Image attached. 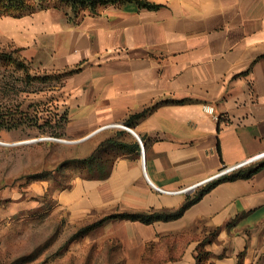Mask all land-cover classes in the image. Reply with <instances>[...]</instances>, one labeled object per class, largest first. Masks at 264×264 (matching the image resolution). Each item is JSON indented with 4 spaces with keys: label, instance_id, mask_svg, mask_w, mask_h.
Masks as SVG:
<instances>
[{
    "label": "crops",
    "instance_id": "crops-1",
    "mask_svg": "<svg viewBox=\"0 0 264 264\" xmlns=\"http://www.w3.org/2000/svg\"><path fill=\"white\" fill-rule=\"evenodd\" d=\"M146 1L158 7L132 0L74 20L66 5L0 16V38L27 63L65 74L55 111L67 112L72 156L126 131L129 147L105 177H77L55 197L74 218L176 211L210 182L186 189L264 152V0ZM99 229L123 264H144L150 248L167 255L160 264H264V168L218 183L180 218Z\"/></svg>",
    "mask_w": 264,
    "mask_h": 264
},
{
    "label": "rangeland",
    "instance_id": "rangeland-1",
    "mask_svg": "<svg viewBox=\"0 0 264 264\" xmlns=\"http://www.w3.org/2000/svg\"><path fill=\"white\" fill-rule=\"evenodd\" d=\"M43 75L0 38V264H123L119 244L103 241L102 225L91 227L97 220L74 218L55 200L75 178L105 174L116 153L99 163L72 158L78 148L54 121L65 112L55 111L64 78ZM166 256L154 252L144 264Z\"/></svg>",
    "mask_w": 264,
    "mask_h": 264
},
{
    "label": "trees",
    "instance_id": "trees-1",
    "mask_svg": "<svg viewBox=\"0 0 264 264\" xmlns=\"http://www.w3.org/2000/svg\"><path fill=\"white\" fill-rule=\"evenodd\" d=\"M29 0H0V9H4L3 12L9 13V15H16V16H21L26 13H23L24 7L28 6L32 10L29 12H33L39 9H44L50 6H61V5H66L69 7V12L68 14L71 16V18L74 20L77 17H79L82 13L85 12H96L97 8L100 5H105L109 3H115L118 1H132V0H39L41 4H39V8L35 9V5L33 3H28ZM141 6L144 7H149V8H157L158 6L155 4H152L146 0H136ZM26 7V8H28ZM27 12V13H29ZM14 13V14H12ZM65 74L58 75L57 77L53 75H43L40 76L43 79H47L50 77H54L55 79H60L63 78ZM57 114L55 115V117ZM57 120L55 121V124H59L60 127L66 126L67 123V112L65 111L63 114H60ZM63 121L65 122L64 125L62 124ZM55 125V126H56ZM62 127V128H63ZM58 137L63 136V133H60V135H57ZM126 131L121 130L116 132V136L107 139L103 143L100 144V146L97 148V150L90 156L88 157H76L72 156L73 159H77L78 162L84 161V163H99L104 161L103 155L104 153H107L109 155L111 152H117V150H127L129 145L125 142L124 139H126ZM133 148L137 149L140 151L141 154V146L138 140H135L134 143L132 144ZM262 168H264V161H261L259 163L250 165V166H245L239 170H236L234 172L228 173L226 175L221 176L220 178L213 180L212 182L208 183L205 187L200 189L196 194L194 195H187L186 197V202L176 211H150V212H131V211H116L113 213H110L108 215H105L104 217L100 218L97 221H94L91 224L92 228H96L100 225H103L104 223L110 221V220H116V219H129V220H134V221H142L144 223H152L156 220H173L180 218L184 212L194 203H196L198 200L201 199V197L208 192L212 187L217 185L220 182L223 181H230V180H236L239 178H250L254 174H256L258 171H260ZM107 171L105 174L101 176H94V177H89V178H103L107 175ZM88 178V179H89ZM153 255V251L150 248L148 250V253L144 257V262L149 259V257Z\"/></svg>",
    "mask_w": 264,
    "mask_h": 264
},
{
    "label": "built area",
    "instance_id": "built-area-1",
    "mask_svg": "<svg viewBox=\"0 0 264 264\" xmlns=\"http://www.w3.org/2000/svg\"><path fill=\"white\" fill-rule=\"evenodd\" d=\"M206 110H207L209 113L213 114L214 117H215V119H217V120L220 119V117H219L218 115L215 114V110H214L213 107L207 106V107H206ZM113 126H114V127H123L124 125H121V124H114ZM124 128H126V127H124ZM139 141H140V146H141V157H142L143 165H144V168H145V147H144V145H143L142 140L139 139ZM261 161H264V152H261V153L255 155L254 157L248 158V159H246L245 161L240 162V163H238V164H236V165H234V166H231V167H224L220 172L216 173V174L213 175L212 177H210V178L206 179L205 181H203V182H201V183L195 185L193 189L197 188V186H199V185H202V184H205V183L211 182V181H213V180H216V179L220 178V177L223 176V175H226V174H228V173H231V172H234V171H236V170H239V169H241V168H243V167H245V166L251 165V164H253L254 162L256 163V162H261ZM193 189H191V190H193ZM186 192H187V190H186Z\"/></svg>",
    "mask_w": 264,
    "mask_h": 264
},
{
    "label": "water",
    "instance_id": "water-1",
    "mask_svg": "<svg viewBox=\"0 0 264 264\" xmlns=\"http://www.w3.org/2000/svg\"><path fill=\"white\" fill-rule=\"evenodd\" d=\"M136 137L138 138V139H140L139 138V136L138 135H136ZM38 140H40L39 138L38 139H32L31 141H24L23 143H30V142H35V141H38ZM194 188V186L193 187H190V189H186L187 191L188 190H191V189H193ZM186 190H185V192H186Z\"/></svg>",
    "mask_w": 264,
    "mask_h": 264
},
{
    "label": "bare ground",
    "instance_id": "bare-ground-1",
    "mask_svg": "<svg viewBox=\"0 0 264 264\" xmlns=\"http://www.w3.org/2000/svg\"><path fill=\"white\" fill-rule=\"evenodd\" d=\"M49 139V138H48ZM29 141H31V140H29ZM62 141V140H61ZM65 141V140H64ZM68 142H70V141H68Z\"/></svg>",
    "mask_w": 264,
    "mask_h": 264
}]
</instances>
